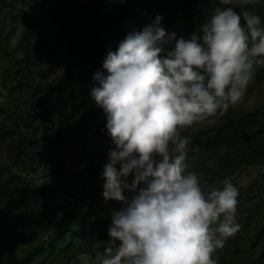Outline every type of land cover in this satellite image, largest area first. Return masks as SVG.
I'll list each match as a JSON object with an SVG mask.
<instances>
[{
    "label": "trees",
    "instance_id": "16d2710c",
    "mask_svg": "<svg viewBox=\"0 0 264 264\" xmlns=\"http://www.w3.org/2000/svg\"><path fill=\"white\" fill-rule=\"evenodd\" d=\"M218 6L219 0H0V264H80V253L103 251L110 225L104 211L120 204L101 195L115 145L89 97L93 74L109 44L115 50L132 26L160 14L166 29L187 37ZM245 7L264 17V0ZM182 134L190 138L191 170L218 185L230 176L240 190V229L214 254L217 264H264V67L238 105ZM248 169L254 177L239 184ZM85 214L104 225L83 229L84 242L59 232Z\"/></svg>",
    "mask_w": 264,
    "mask_h": 264
},
{
    "label": "clouds",
    "instance_id": "9594fccd",
    "mask_svg": "<svg viewBox=\"0 0 264 264\" xmlns=\"http://www.w3.org/2000/svg\"><path fill=\"white\" fill-rule=\"evenodd\" d=\"M258 2L219 0L187 37L156 14L109 44L88 88L115 145L101 195L120 206L103 251L80 253V264H217L240 229V190L230 176L218 185L191 170L182 133L238 105L264 67V17L245 7Z\"/></svg>",
    "mask_w": 264,
    "mask_h": 264
},
{
    "label": "rangeland",
    "instance_id": "374dc122",
    "mask_svg": "<svg viewBox=\"0 0 264 264\" xmlns=\"http://www.w3.org/2000/svg\"><path fill=\"white\" fill-rule=\"evenodd\" d=\"M2 96L0 95V101L2 100ZM82 166L81 163L76 164V168L79 169V167ZM254 177V171L252 169H248L247 171H245L237 180V182L239 184L242 185H246V183L248 181L251 180V178ZM264 191V187H262V193ZM261 193V192H260ZM116 207L115 205H111L109 206L108 210H105V217H108L110 219V214H109V210L110 208ZM252 208V206H251ZM96 217L93 215H82L79 218H77L76 220L72 221L70 224H68L67 226L61 228L59 230V232H62L66 235V237L68 239H72V240H78L80 242H84L85 241V236L86 233H83L82 230L84 229H90L92 228H97L99 226H103L104 223L101 220L96 221L95 220ZM83 230V231H84Z\"/></svg>",
    "mask_w": 264,
    "mask_h": 264
}]
</instances>
